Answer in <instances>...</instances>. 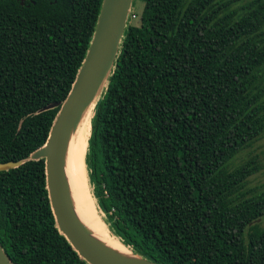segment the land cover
Returning <instances> with one entry per match:
<instances>
[{
  "label": "trees",
  "instance_id": "16d2710c",
  "mask_svg": "<svg viewBox=\"0 0 264 264\" xmlns=\"http://www.w3.org/2000/svg\"><path fill=\"white\" fill-rule=\"evenodd\" d=\"M135 1L89 122L92 205L153 264H264V191L245 189L259 165L229 168L264 134V0H138V15ZM100 3L0 0V163L22 161L0 172V247L13 264H86L54 225L42 159L28 156Z\"/></svg>",
  "mask_w": 264,
  "mask_h": 264
},
{
  "label": "water",
  "instance_id": "95a60500",
  "mask_svg": "<svg viewBox=\"0 0 264 264\" xmlns=\"http://www.w3.org/2000/svg\"><path fill=\"white\" fill-rule=\"evenodd\" d=\"M20 5L24 0H16ZM132 0H101L93 33L85 55L62 102L45 105L41 110L58 107L42 146L28 159L43 161V174L49 208L57 231L86 264H153L133 254L120 257L94 241L76 218L66 192L63 155L67 136L83 114L93 107L112 70ZM22 161L0 163V172L18 167ZM258 221V220H257ZM0 264H13L0 247Z\"/></svg>",
  "mask_w": 264,
  "mask_h": 264
},
{
  "label": "bare ground",
  "instance_id": "6f19581e",
  "mask_svg": "<svg viewBox=\"0 0 264 264\" xmlns=\"http://www.w3.org/2000/svg\"><path fill=\"white\" fill-rule=\"evenodd\" d=\"M92 108L89 106L78 125L71 129L67 136L63 155V176L67 197L76 218L94 241L120 257H131L127 248L108 232L89 196L84 154H86Z\"/></svg>",
  "mask_w": 264,
  "mask_h": 264
},
{
  "label": "rangeland",
  "instance_id": "374dc122",
  "mask_svg": "<svg viewBox=\"0 0 264 264\" xmlns=\"http://www.w3.org/2000/svg\"><path fill=\"white\" fill-rule=\"evenodd\" d=\"M142 3L138 0L135 1L136 15L140 12ZM90 121V120H89ZM250 157H254L259 165V170L251 175L245 184V189L253 192L264 191V134L257 140H255L250 147L242 150L236 154L229 162V168L233 169L241 162L247 160ZM257 223L260 226H264V217L259 219Z\"/></svg>",
  "mask_w": 264,
  "mask_h": 264
}]
</instances>
